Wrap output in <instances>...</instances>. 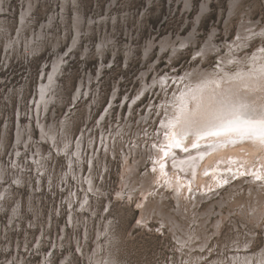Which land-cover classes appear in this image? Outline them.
Masks as SVG:
<instances>
[{"label":"rangeland","instance_id":"1","mask_svg":"<svg viewBox=\"0 0 264 264\" xmlns=\"http://www.w3.org/2000/svg\"><path fill=\"white\" fill-rule=\"evenodd\" d=\"M57 1L34 0L33 9L27 15V25L21 30V16L27 10L25 0H0V8H4V12L0 11V15L4 14L3 17L9 21L5 23V29H9L6 37L12 36L14 40L19 32L23 38L32 39V34L37 35L43 24H45V32L49 31L48 41H39V47L34 48L33 51L25 49L20 51L19 48L14 49L13 52L6 51L0 34V174L3 173L1 176L3 178L0 179V264H94L91 256L94 253L95 243L99 240L103 241L105 237L108 239L110 235L115 254L109 256L107 264H187L184 256L177 250L178 243L172 239L170 233L164 228L166 233L159 232L160 223L156 221V217L149 223V230L137 226L139 217V213L135 210L137 199L118 201L113 197L119 189L122 171L119 157L110 156L107 159L104 153L100 156L107 166L105 169L97 167V171H101V178L99 180L96 178L95 182L96 187L104 190L105 196L98 197L97 193L93 195L91 190H88L89 187L84 184L90 199L82 204L85 196L79 188L77 198L71 201V194H74L76 186L80 183L78 179L82 177L85 179L89 175V167L84 165L77 170L81 173L78 179L71 176L66 157L55 151L47 142L42 141L41 132L37 130L38 132L33 133V137L37 143H44L43 152H46L47 162L42 167L45 168L44 171L35 173L36 169L32 168V164L27 163V160L31 159L28 146L17 144L16 118L21 117L20 124L24 127L27 125L26 115L30 114L32 99L39 94L41 82L45 80L44 86H48L55 59H59L62 62L60 61V69L54 77L57 79V84L51 91L53 95L61 97L64 103L51 104L49 109L51 108L50 114L56 109V113L53 111L54 119L59 121L68 115L69 108L72 109L73 113L69 117L73 118V121L69 131L72 139L75 138L74 143L80 138L83 129H87V135L92 132V137L98 135L100 138L96 130L99 128V122H104L106 117L108 120L106 119V124L102 126L103 129L107 127V131H111L112 125L117 128L122 120V124L125 125L129 120L137 128L146 117L150 105L154 104L156 108L163 102V95L157 90L156 93H144L130 108L133 99L142 91L139 81L142 71L154 65L158 77L164 76L166 72H174L181 77L183 72L194 65L203 66L205 69L213 67L216 70L217 57L210 55L205 60L198 61L194 52L202 50L211 35L217 45L235 41L239 16L242 14H238V10L230 20V0H76V3L72 0L64 10L65 21L60 23L61 18L57 19V15L61 16L62 9ZM77 9L81 10L86 20L106 18V22L83 32L76 41L77 46L72 48L75 40L74 20ZM240 10L248 11L251 20L258 21L264 26L263 0H245ZM51 15H54V20L49 24ZM70 29L74 33L72 36ZM192 34L197 39L194 45L184 47L176 54H171V51L161 53L158 44L165 37L175 42L178 37L187 39ZM105 36L112 41H109L103 48V53L99 54L98 44ZM56 39H58L57 46H55ZM149 42H154L158 48L145 54L144 48ZM263 42L261 44L264 45ZM41 44L44 45L39 50ZM180 44L178 43L177 46L179 47ZM259 45L260 41L255 39L244 51L252 55L256 52L253 48ZM85 47L89 48L86 53ZM223 54L226 55V51ZM61 56L62 58L65 56V60ZM250 62L243 65L242 71L247 72L245 75L252 78L253 75L249 72L257 73L260 68H264V65L251 66ZM229 68L228 71L233 76H237L241 71L237 65ZM89 77L92 78L90 84ZM153 77L154 74L149 78V84ZM82 81L86 84L85 90L81 91L82 98L74 101V96L79 91V83ZM171 92L168 102H171V95L175 91L172 89ZM95 94L97 97L94 100ZM111 95L114 98L112 103H110ZM180 96L181 92L175 97ZM70 102L72 105L65 109ZM110 104L113 106L110 107ZM90 106L93 108L91 113L90 110L88 111ZM107 110L110 114H106ZM103 116L104 119L101 120ZM164 116H166L164 112L161 116L156 112L148 126L144 123L142 128H145L148 134L157 133L163 125ZM48 125L49 129L52 120ZM215 126L211 125L209 129L213 127L215 129ZM228 126H219L216 130L224 131L229 128ZM255 130L258 132L254 135L264 134V125H260ZM226 133L219 134L223 137L218 140L226 139L224 136ZM229 138L240 139L239 142L243 143L250 141L248 145L253 143L255 148L260 146V141L251 142L256 138V136L251 137V134L242 133L237 137L229 136ZM215 140L216 143L218 140ZM210 141L212 142V139L206 143H211ZM99 142L96 148L86 145L84 152L87 148L91 153L95 151L94 156L97 158ZM151 144L149 143V146ZM230 144L231 150L241 151L242 146L238 148L236 144ZM187 148L189 145H185L182 152H186ZM15 149H19L20 153L18 154ZM195 158V155L178 156V163L180 166L187 165L188 169L192 170L196 165ZM172 160L171 158L168 161L172 162ZM144 172L142 170L140 177H143ZM242 195L243 191L240 192V196ZM218 196L219 194L216 198ZM206 204L203 203L202 209H198L202 211ZM169 205H174L171 197ZM107 222L110 223L109 228L105 226ZM235 223L242 227L241 233L244 234L242 241H245L244 237L249 230L253 231L248 249L254 253L263 250L264 224L254 225L252 229L253 225H242V223L246 224L243 218L233 217L231 221L223 223L222 238H219V233L213 235L209 241L213 242L212 245L209 243L206 250L199 254L205 256L210 252L207 258L212 256L210 261H214L216 258L214 255L219 250L215 244L217 241L219 245L225 242V246L231 250L235 243L239 242L237 237L233 238L235 234L231 233ZM208 231L209 236L215 232L211 227ZM233 239L236 241L234 242ZM209 245L212 248L210 251H208ZM232 254L225 253L224 256L231 261ZM223 262H226V259L223 258Z\"/></svg>","mask_w":264,"mask_h":264},{"label":"bare ground","instance_id":"2","mask_svg":"<svg viewBox=\"0 0 264 264\" xmlns=\"http://www.w3.org/2000/svg\"><path fill=\"white\" fill-rule=\"evenodd\" d=\"M71 1H57L58 4H61L62 9L61 16L57 15V19L61 18L60 23L65 21L64 10ZM243 1L245 0H230L229 2L230 20L232 16L234 17L237 14L238 10V14H242L239 16V27L235 41L217 45L212 39L213 35H211L202 50L194 52L198 61L205 60L210 55L217 57L216 70L213 67L205 69L203 66L196 67L194 65L189 67L185 73L183 72L181 77H178L179 74L174 72H166L164 76L158 77L154 65L148 70L142 71L139 79L142 91L133 99L130 108L138 100L137 98L144 93H156L157 90L163 95V102L156 108H154V104H151L147 109L146 117L137 128L129 120L125 125L122 124V120L117 128L112 125L111 131H107V127L103 129L102 126L108 120L106 117L104 122H99V128L96 130V134H100V138H98V135L92 137V132L87 135V129H83L80 138L74 143L75 138L72 139L71 131H69L73 121V118L69 117L73 113L72 109H68L70 112L63 117L62 121L54 119L53 111L55 112L56 109L50 114L51 108L49 109V106L51 104L63 105L64 103L61 97L53 95V91H51L57 84V79H54V77L61 65V60L55 59L52 78L49 79L48 86H44L45 80L41 82L39 94L32 99L30 114L26 115L27 125L22 126L20 124L22 123L21 117L16 118L18 123L17 144L28 146L31 152L29 155L31 159L27 160V163L32 164V168L36 169L35 173L45 170V168H42L47 162L46 152H43L44 143H37L33 137V133L38 130L41 132L42 141L47 142L55 151L66 157L71 176L78 179L81 173L80 170H77L84 165H87V168L89 167V175L85 179L83 177L78 179L80 183L76 186L74 194H71V201H74L80 188L84 192L85 197L82 202L84 204L90 199L87 189H84V184L89 187L88 190H91L90 192L93 195L97 193L98 197L105 196L104 190L101 187H96L95 182L96 178L97 180L101 178V171L98 172L97 167L105 169L107 166V163L104 165L102 162L101 154L104 153L107 159L110 156L112 158L119 157L122 171L119 179V189L113 197L118 201L137 199L135 201V203L137 202L135 210L139 213L137 226L149 230V223L156 217V221L160 223L159 232L166 233L163 230L164 228L170 233L172 239L178 243L177 250L184 256L187 264H196L197 262H203L204 264H264V248L257 253L248 249L251 245H249V242L252 240L253 231L249 230L244 237L245 241H242L244 234L241 233L242 227L237 223L233 224L231 229V233L235 234L233 238L237 237L239 241L235 243L236 248L233 246L231 250H228L225 242H221L220 245L218 241L215 242L219 248L218 253L214 255L216 256L215 263L210 261L212 256L207 258L210 252L205 253V256L199 254L206 250L213 235L219 233V238H222L223 223L231 221L233 217L243 218L246 224L242 223V225H253L252 229L255 227L254 225L264 224V144H262L263 147L261 145L262 141L264 143V134L254 135L258 132V129L255 130V128L264 125V68H260L257 73L250 71L249 73L253 75L252 78L245 75L247 72L242 71L243 65H246L249 61H251L249 63L251 66L254 64L258 67L261 64L264 65V45L261 44L264 41V26L258 21L251 20L248 11L240 10ZM25 2L27 10L26 15L22 14L21 16V30L27 25V15L33 9L34 0H25ZM73 2L76 3V0H73ZM204 8L206 7L204 6ZM0 11L4 12V8H0ZM3 15H0V34H2L3 47L5 46L6 51L13 52L17 48L20 51L22 49L33 51L39 47V41H48L49 31L45 32V24H43L37 35L32 34V39L23 38L19 32H17L14 40L12 36L6 37L9 29H5V23L9 21ZM75 15V40L73 39L72 48L75 45L77 46L76 41L80 39L83 32L90 31L91 27L106 22V18H89L86 20L80 9L76 10ZM53 16L51 15L49 18V24L54 20ZM70 31L72 36L74 34L73 30L70 29ZM58 39H56L55 46L58 44ZM255 39L260 41V45L257 46V50V47H254L253 50L255 49L256 52L250 55L249 52L246 53L244 50ZM196 40L193 34L187 39L178 37L175 42L169 37H165L158 46L161 48V53L171 51V54H176L182 48L194 45ZM109 41H112V39L105 36L103 41L98 44L99 54L103 53V48L108 45ZM178 43H181L179 47L177 46ZM42 45L44 44H41L39 50L43 47ZM158 46L154 42H149L144 48L145 54L154 48H158ZM88 50L89 48L85 47V53ZM224 51H226V55L223 54ZM64 57L63 60H65ZM235 65L241 70L237 76L231 75L228 71L229 67L232 68ZM153 74L154 77L151 84H149V78ZM88 79V83H92V78L89 77ZM85 87V81L79 83V91L74 96V101L82 98L81 91H84ZM172 89L175 92L171 95V102H168ZM180 92L181 96L175 97ZM96 97L95 94L94 100ZM113 101L114 98L111 95L110 103ZM70 105H72L71 102L67 104L65 109ZM112 106L113 104H110V107ZM92 109L90 106L88 111L90 110L91 113ZM155 110L160 113V116L163 112L166 116H164L163 125L158 132L148 134V131H145L142 125L145 123V126H148L156 113ZM106 114H110V111L107 110ZM43 115L45 116L43 117ZM247 116H250V118L248 117V119ZM102 119H104V116ZM51 120L52 125L48 129V123ZM239 122L241 123L239 124ZM211 125H216L215 129L214 127L209 129ZM219 126H228L229 128L224 131L216 130ZM241 131L244 134H251V137L256 136L251 142L260 141V148H255L253 143L248 145L250 141L243 143L239 142L240 139L234 138L232 140L229 138V136L237 137L241 135L242 133L237 135ZM222 133H226L224 135L226 139L218 140L223 137L219 136ZM210 139H212V142L206 143ZM215 139L218 140L216 143L214 142ZM155 140L157 143H155ZM98 142L100 144L97 158L94 156L95 151L91 153L87 148V151L84 152L86 145H89V147L95 146L96 148ZM149 143H152L151 146H149ZM230 143L236 144L238 148L242 146L241 151L231 150ZM185 145H189V148L185 150L186 152H182ZM19 149H15L18 154L20 153ZM15 150L14 152H16ZM89 153H91V156H89ZM187 155L196 156L194 159L196 165L192 170L188 169L187 165L180 166V163H178V156ZM171 158L173 159L172 162L168 161ZM96 163L97 165H95ZM142 170L145 172L143 177H140ZM2 175L3 173L0 174V179L3 178ZM102 179L105 182L103 177ZM242 191L243 195L240 196ZM218 194L219 196L216 198ZM137 195H139L138 198ZM170 197L174 202L172 206L169 205ZM205 202L207 203L206 207L200 211L202 209L201 205ZM212 223H214L213 226ZM109 225V222L105 223L107 228H109ZM210 227L215 232L209 236L207 230ZM111 238L110 235L108 239L106 237L103 239L104 242L99 240L95 243L94 253L91 256L94 264H107L109 256L115 254ZM233 240L236 241V239ZM210 245L208 251L212 249ZM78 248L81 249V244ZM225 253H233L230 255L231 261L228 260L227 256H224ZM223 258L226 259V262H223Z\"/></svg>","mask_w":264,"mask_h":264}]
</instances>
